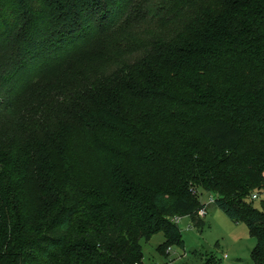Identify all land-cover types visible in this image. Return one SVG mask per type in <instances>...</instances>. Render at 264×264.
I'll return each instance as SVG.
<instances>
[{
    "label": "trees",
    "instance_id": "obj_1",
    "mask_svg": "<svg viewBox=\"0 0 264 264\" xmlns=\"http://www.w3.org/2000/svg\"><path fill=\"white\" fill-rule=\"evenodd\" d=\"M149 1L0 0V264H146L142 241L183 247L175 217L204 230L196 187L264 264V0ZM131 19L159 28L117 74L78 70Z\"/></svg>",
    "mask_w": 264,
    "mask_h": 264
},
{
    "label": "rangeland",
    "instance_id": "obj_2",
    "mask_svg": "<svg viewBox=\"0 0 264 264\" xmlns=\"http://www.w3.org/2000/svg\"><path fill=\"white\" fill-rule=\"evenodd\" d=\"M170 2L171 0H150L149 3L142 4L140 9L147 11V8H167ZM211 3L214 7H219L218 1L215 2L213 0ZM158 22V20L153 19H131L126 24L122 23L104 39L98 41L84 52L77 61L79 64L78 70H83L88 75H95L99 79L101 78L102 70H106L107 74L112 73V76L117 74L116 46L119 44L126 46L127 40L133 37L132 33L140 28L141 33L147 31L155 32L159 28L157 26ZM180 28L181 25L178 23L172 26L164 38H172L180 31ZM158 39L160 38L158 37ZM128 63L127 60L121 61L123 66L128 65ZM87 64H90V66L85 67ZM78 82L79 80L76 79L74 83L70 81V84L74 86ZM66 86L67 90L71 88L69 85ZM18 116L19 114H16L14 118L18 120ZM14 122L17 125L19 121L9 119L8 128L0 124L1 132H5L8 135V142L17 136L16 126L12 125ZM9 128L11 129L8 133ZM248 145L249 143H246L244 149H247ZM201 190L199 187H196L195 190L199 203H208L212 199L211 194L204 195L200 193ZM254 194H259L261 197L259 201L253 202L254 207L264 210V191L259 193L258 190L252 195ZM205 222L204 230L199 231L193 226L189 217L182 218L179 229L183 247L170 246L166 251V255L159 252V248L165 243L163 234L155 236L149 242L142 241L144 262L146 264H207L208 261L212 260L218 264H255L252 259V252L257 245V241L252 237L245 223H235L216 204L208 206V215L205 218Z\"/></svg>",
    "mask_w": 264,
    "mask_h": 264
},
{
    "label": "built area",
    "instance_id": "obj_3",
    "mask_svg": "<svg viewBox=\"0 0 264 264\" xmlns=\"http://www.w3.org/2000/svg\"><path fill=\"white\" fill-rule=\"evenodd\" d=\"M253 200H258V195H254ZM215 203H216V199L212 197V199L208 203H205L204 207L199 211V216L201 218H206V216L208 215V206ZM181 221H182V217H175L173 223L179 226Z\"/></svg>",
    "mask_w": 264,
    "mask_h": 264
},
{
    "label": "crops",
    "instance_id": "obj_4",
    "mask_svg": "<svg viewBox=\"0 0 264 264\" xmlns=\"http://www.w3.org/2000/svg\"><path fill=\"white\" fill-rule=\"evenodd\" d=\"M227 257V256H226Z\"/></svg>",
    "mask_w": 264,
    "mask_h": 264
}]
</instances>
